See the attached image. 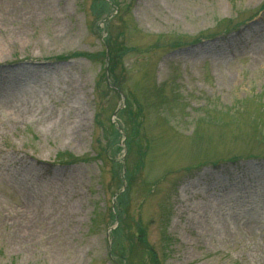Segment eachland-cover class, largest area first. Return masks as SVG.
<instances>
[{
	"label": "rangeland",
	"instance_id": "rangeland-1",
	"mask_svg": "<svg viewBox=\"0 0 264 264\" xmlns=\"http://www.w3.org/2000/svg\"><path fill=\"white\" fill-rule=\"evenodd\" d=\"M98 1L0 0V264H264V0Z\"/></svg>",
	"mask_w": 264,
	"mask_h": 264
},
{
	"label": "trees",
	"instance_id": "trees-1",
	"mask_svg": "<svg viewBox=\"0 0 264 264\" xmlns=\"http://www.w3.org/2000/svg\"><path fill=\"white\" fill-rule=\"evenodd\" d=\"M101 3H103V2L98 1V4L101 5ZM96 6H98V5H96ZM120 50H121V49H120ZM120 50L115 51V52L111 55V60H112V61L116 62L117 59L121 57L122 53L120 52ZM111 60H110V62H111ZM121 197H122V195L119 197V199H120ZM116 212L118 213V211H116ZM116 232H117V230H116ZM116 232H115V233H116ZM139 241L142 242V243L144 242V240H143L142 238H140ZM152 258H153V255H152ZM153 261H154V262L156 261V256H155V255H154Z\"/></svg>",
	"mask_w": 264,
	"mask_h": 264
},
{
	"label": "bare ground",
	"instance_id": "bare-ground-1",
	"mask_svg": "<svg viewBox=\"0 0 264 264\" xmlns=\"http://www.w3.org/2000/svg\"><path fill=\"white\" fill-rule=\"evenodd\" d=\"M250 28H251V30H252V27H250ZM250 28H249V29H250ZM190 185H191V184H190Z\"/></svg>",
	"mask_w": 264,
	"mask_h": 264
}]
</instances>
